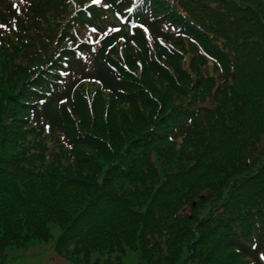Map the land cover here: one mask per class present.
<instances>
[{
    "label": "trees",
    "instance_id": "1",
    "mask_svg": "<svg viewBox=\"0 0 264 264\" xmlns=\"http://www.w3.org/2000/svg\"><path fill=\"white\" fill-rule=\"evenodd\" d=\"M111 8L74 22L116 26ZM255 17L264 29V0ZM164 22L143 21L151 46L120 29L87 62L62 48L72 23L41 51L4 55L0 254L57 233L53 250L70 264H264V39L247 47L262 60L222 62L216 86L157 42L171 37ZM121 36L127 73L110 55ZM83 81L106 99L92 102L96 89L82 103Z\"/></svg>",
    "mask_w": 264,
    "mask_h": 264
},
{
    "label": "rangeland",
    "instance_id": "2",
    "mask_svg": "<svg viewBox=\"0 0 264 264\" xmlns=\"http://www.w3.org/2000/svg\"><path fill=\"white\" fill-rule=\"evenodd\" d=\"M82 0H32V3L37 5H45L46 9L54 6V8L60 12L62 15L61 20L54 19L53 21L57 22L58 28L63 23L71 22V16L78 7L75 3H80ZM27 15V18L19 23L17 26L14 25L12 22V26L15 29L10 30V33L5 35L2 40V45L0 47V61L4 60V55H9L11 52L14 51L17 45H29L32 44L35 40H37V35L32 34V31L26 32L23 34L19 25L21 24V28L29 27L32 20L37 17L40 13L35 11V9H31L24 13ZM25 18V17H24ZM66 26V25H65ZM81 38L91 37L95 40L96 35H94L91 31L86 30L80 33ZM123 54V51H122ZM2 68V67H1ZM0 68V70H1ZM97 86H82L80 87V94L81 102L84 103L85 101H91L88 99H84L85 95L93 96L96 93ZM98 98L92 102H99L101 103L103 100L106 99V95L98 90ZM54 240H51L48 244L46 243H37L33 246H29L28 248H20V249H13L8 251L4 258L0 257V264H68L55 256L54 252L52 251V243Z\"/></svg>",
    "mask_w": 264,
    "mask_h": 264
},
{
    "label": "snow or ice",
    "instance_id": "3",
    "mask_svg": "<svg viewBox=\"0 0 264 264\" xmlns=\"http://www.w3.org/2000/svg\"><path fill=\"white\" fill-rule=\"evenodd\" d=\"M100 3H101V0H91V4H93V5H98V4H100ZM104 6H105V7H108V5H104ZM126 10L129 11V12L132 11L131 8H127ZM97 31H98V29H97L96 27H93V28H92V32H93V33L97 32ZM261 259H264V255L261 256Z\"/></svg>",
    "mask_w": 264,
    "mask_h": 264
}]
</instances>
